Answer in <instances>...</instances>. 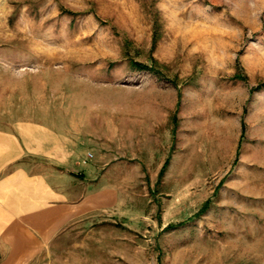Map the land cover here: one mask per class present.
I'll use <instances>...</instances> for the list:
<instances>
[{"label":"rangeland","instance_id":"374dc122","mask_svg":"<svg viewBox=\"0 0 264 264\" xmlns=\"http://www.w3.org/2000/svg\"><path fill=\"white\" fill-rule=\"evenodd\" d=\"M0 74L85 132L44 264H261L264 0H0Z\"/></svg>","mask_w":264,"mask_h":264},{"label":"crops","instance_id":"0c3cea01","mask_svg":"<svg viewBox=\"0 0 264 264\" xmlns=\"http://www.w3.org/2000/svg\"><path fill=\"white\" fill-rule=\"evenodd\" d=\"M52 107L45 89L0 74V264H44L54 238L100 202L86 194L84 129L69 128L67 110L54 122Z\"/></svg>","mask_w":264,"mask_h":264},{"label":"trees","instance_id":"16d2710c","mask_svg":"<svg viewBox=\"0 0 264 264\" xmlns=\"http://www.w3.org/2000/svg\"><path fill=\"white\" fill-rule=\"evenodd\" d=\"M133 64L138 65V63H136V62H133ZM143 68H145V65H141V67H138V69H143ZM167 164H168V159H166L164 161V163H163V165H162V167H161V169L159 171V176H161V174L163 173L164 168L167 166Z\"/></svg>","mask_w":264,"mask_h":264}]
</instances>
